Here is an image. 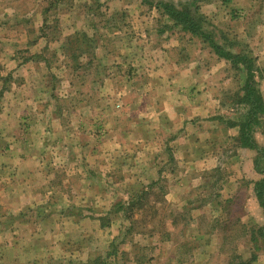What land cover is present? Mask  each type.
Masks as SVG:
<instances>
[{"label": "rangeland", "instance_id": "1", "mask_svg": "<svg viewBox=\"0 0 264 264\" xmlns=\"http://www.w3.org/2000/svg\"><path fill=\"white\" fill-rule=\"evenodd\" d=\"M202 11L248 45L264 96V0ZM80 31L95 46L75 59L65 46ZM178 31L142 0H0V69L14 80L0 100V247L23 245L25 264L113 248L109 264H264L251 241L264 172L227 123L248 109L244 72Z\"/></svg>", "mask_w": 264, "mask_h": 264}, {"label": "trees", "instance_id": "2", "mask_svg": "<svg viewBox=\"0 0 264 264\" xmlns=\"http://www.w3.org/2000/svg\"><path fill=\"white\" fill-rule=\"evenodd\" d=\"M142 1L145 5L156 8L160 15L166 19L167 23H171V29H177V31L179 29L178 32L189 34L192 38H198L201 43L210 47L217 56L228 60L234 69L244 72L245 84L239 95L242 96L240 99L243 103H246L248 109L238 121H228L227 123L231 127L238 128L239 136L237 139L240 142V147L258 152L256 168L260 173L264 172V146L258 142L256 137L258 132H264V96L259 85V78H261V75L259 76V71L261 68L256 58L252 55L251 50H249L248 45L238 38H230L229 35H223L221 33L219 36L215 30L210 29L212 24L209 21L208 15L202 11V5L211 3L214 0H187L179 6L174 2L165 0ZM219 1L227 4L232 0ZM86 35L85 32L81 31L74 34L72 37L73 40L70 39L66 42V55L72 52V57L79 59L84 53H91V50L95 46V42L93 44L94 40H88V36ZM2 72L3 69H0V84L2 85L0 100L5 97L6 92L10 91L14 81L12 74H7L5 76ZM153 187L154 184L150 186V188ZM254 191L264 215V177L255 182ZM147 196V189L139 195L140 199H145ZM145 205L146 203H143V200H139L133 204L129 203L127 207L123 206L122 211L125 212V217L129 218L136 208H144ZM116 212L118 213L117 210ZM101 219L102 227H106L109 221L103 218ZM253 240H258L257 244L260 242V247L264 250V225L260 226L256 224V226H254L251 234V241ZM114 255H117L116 248L108 251L105 256H98L81 264H109L111 257ZM256 259V254H253L251 260L241 262V264H250L251 261Z\"/></svg>", "mask_w": 264, "mask_h": 264}, {"label": "crops", "instance_id": "3", "mask_svg": "<svg viewBox=\"0 0 264 264\" xmlns=\"http://www.w3.org/2000/svg\"><path fill=\"white\" fill-rule=\"evenodd\" d=\"M0 122L3 124V119H0ZM4 126V124H3ZM37 248V247H36ZM34 250V252L37 250L39 252V249ZM25 251H27V248H24L23 245H7V247H4L2 245V247H0V264H25L24 263V259H23V255L25 253ZM14 256L13 259L11 258V256ZM20 255V258L18 260V258H16V256L18 257ZM9 260V261H6ZM35 264V263H34Z\"/></svg>", "mask_w": 264, "mask_h": 264}]
</instances>
